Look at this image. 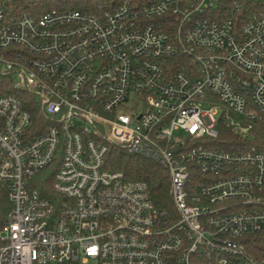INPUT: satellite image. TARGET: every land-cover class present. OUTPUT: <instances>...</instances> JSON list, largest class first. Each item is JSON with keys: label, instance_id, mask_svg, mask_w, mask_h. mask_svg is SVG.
I'll list each match as a JSON object with an SVG mask.
<instances>
[{"label": "built area", "instance_id": "obj_1", "mask_svg": "<svg viewBox=\"0 0 264 264\" xmlns=\"http://www.w3.org/2000/svg\"><path fill=\"white\" fill-rule=\"evenodd\" d=\"M247 5L0 0V264H264V9ZM111 151L166 172L164 207Z\"/></svg>", "mask_w": 264, "mask_h": 264}, {"label": "trees", "instance_id": "obj_2", "mask_svg": "<svg viewBox=\"0 0 264 264\" xmlns=\"http://www.w3.org/2000/svg\"><path fill=\"white\" fill-rule=\"evenodd\" d=\"M55 0H1L5 12H12L14 14H32L41 15V13L56 10L57 6H53L51 2ZM97 5H101L107 0H94ZM242 6H248L252 2H261L264 9V0H240ZM96 6L88 1H72L69 8H60L64 10L78 9L82 11H93ZM249 11L253 7H247ZM9 80L3 77L0 73V95L10 93ZM109 157V166L112 170L123 171L126 177L130 180H140L147 183L151 198L154 199L156 205L164 207L168 202V186L166 172L157 167L153 162H149L139 157H133L122 151H111ZM49 190V187H48ZM12 208V204L8 199L7 191L0 186V230L6 222V215Z\"/></svg>", "mask_w": 264, "mask_h": 264}, {"label": "rangeland", "instance_id": "obj_3", "mask_svg": "<svg viewBox=\"0 0 264 264\" xmlns=\"http://www.w3.org/2000/svg\"><path fill=\"white\" fill-rule=\"evenodd\" d=\"M72 1H75V0H55L54 2H51V4L55 7L57 6L56 4H59L58 7H56L58 9L69 8L72 5ZM76 1H84V0H76ZM88 1H90L93 4V6H96L98 4V2L96 3V1L94 0H88ZM79 264H82V263H79ZM85 264H92V263H85Z\"/></svg>", "mask_w": 264, "mask_h": 264}]
</instances>
